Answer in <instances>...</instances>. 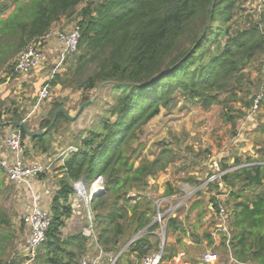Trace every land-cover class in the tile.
<instances>
[{
	"label": "trees",
	"instance_id": "1",
	"mask_svg": "<svg viewBox=\"0 0 264 264\" xmlns=\"http://www.w3.org/2000/svg\"><path fill=\"white\" fill-rule=\"evenodd\" d=\"M245 1L0 2V72L13 74L15 58L32 39L46 35L62 19L76 16L73 20H77L80 29L78 51L64 60L63 65L70 62L65 71L53 72L43 85L49 89L61 85L90 91L107 84L113 93V103L107 106L103 120L90 128L86 137L82 138L80 132L78 142L69 146L75 150L56 169L60 177L49 205L51 222L45 239L23 261L10 257L16 230L9 216L0 209V264H24L25 261L27 264H80L88 251L90 238L81 231L64 237L62 229L65 220L74 213L70 202L73 184L80 181L88 188L96 178L101 179L104 188V193L95 195L90 202L97 243L104 251L117 252L125 237L132 238L145 229L146 233L128 249L138 258L152 249L148 236L159 224L153 222L156 204L146 191L158 171H169L176 156L171 149L164 148L155 159L140 158L135 166L140 150L132 144L138 141L142 127L159 114L161 107L171 104L175 93L200 103L203 109L222 104L224 119L231 124L245 115L246 111L232 110L220 98L222 93L234 97L237 92H244L242 85L251 82L245 74L246 68L264 53V1L257 0L261 10L256 22L250 15L249 21L239 22L241 19L236 15L244 10ZM81 4L84 5L77 12ZM16 79L14 76L12 80ZM4 81L0 78V83ZM252 84L250 86H254ZM245 94H249V90ZM258 94L249 95L243 107L252 112ZM61 107L62 104H53L40 130L51 123L55 111ZM4 114L0 106V128L5 122L10 124L19 131L22 140L30 138L31 150L41 155L52 150L51 137L58 124L70 121L59 112L51 128L35 136L19 125L23 118L17 109L12 110L7 119L3 118ZM258 152V158H247L246 162L236 158L237 168L232 171H227L229 165L222 163V174L216 177L214 184H208L216 190L220 183L229 189L233 206L230 212L226 206L229 203L224 204L229 212L231 236L228 232V239L227 234L221 232L219 245L214 247L211 232H204L207 245L227 256L230 254L241 264H264V149L259 148ZM2 173L0 166V188ZM196 180L201 182L199 178ZM165 185V196L178 192L171 181ZM134 191L137 195L131 197ZM210 202L215 228L219 222L218 204L223 203L215 198ZM83 220L86 225V218ZM182 222L179 215L168 217L165 235L185 233ZM175 253L165 246L162 259L168 260Z\"/></svg>",
	"mask_w": 264,
	"mask_h": 264
},
{
	"label": "rangeland",
	"instance_id": "2",
	"mask_svg": "<svg viewBox=\"0 0 264 264\" xmlns=\"http://www.w3.org/2000/svg\"><path fill=\"white\" fill-rule=\"evenodd\" d=\"M83 5L77 7V12ZM243 8L244 10H240L236 15V18L241 19L239 22L245 19L249 21L250 18L253 22H256L261 10L258 1L247 0L244 2ZM74 17L76 16L62 19L54 24L50 32L69 30L72 25L76 24L77 20H73ZM47 40H51V38ZM44 44L45 48L48 49L46 45L49 43ZM50 44H52V41ZM49 51L51 52H46L47 60L43 68L37 73L32 72L27 76L15 72L7 75L4 72L0 73V78L5 79L4 82L9 79L7 83H0V85L2 84L0 93L8 91L5 93L8 95L0 97V106L6 112L3 118L7 119L11 111L17 109L23 118L20 123H23L30 133L42 130H40V124L50 116L54 103L62 104L63 107L61 108L74 116L81 103L92 100L91 104L86 106L75 120L62 121L58 124V128L52 133L51 137L52 150L47 154L41 155L31 150L30 138L23 140L27 146L26 156L29 159H45L43 157L45 155L46 158L54 160L51 169L47 173L41 174L35 183L36 188L44 192L41 204L48 210L50 202L58 189L57 180L60 177L56 170L60 164L58 157L60 158L62 154L67 152L71 144L78 142L80 132L82 138L86 137L88 130L103 120L102 116L105 115L107 106L113 103L111 86L107 84L100 85L90 91H82L74 86L63 88L61 85H57L48 89L49 96L46 99L40 100L38 92L42 84L50 79L53 72H63L70 64L67 61L63 65L64 60L59 44L51 47ZM245 74L254 86H250L251 82H249L242 85L241 90L244 92H237L234 97L223 93L220 96L221 100H224L226 104L228 103L227 105L231 106L232 110L246 111L245 115L240 119H236L234 123L231 124L225 121L223 115L225 110L222 104L203 109L200 103H194L184 98L181 93H175L171 104L161 107L159 114L142 127V132L138 134V141L132 144L133 148L138 146V151L140 150L139 158L134 161L135 166L139 164L140 158L155 159L164 148L171 149L176 156V160L172 164L170 163L172 166L168 172L164 173L162 170L156 173V177L159 173H164L166 177L162 181L160 180L159 183H150L152 186L148 187L146 194L153 201L154 197H159L160 199L156 201H161V196L164 197L167 181H171L176 187L178 192L175 195L165 197L166 199L162 200L163 207L160 212L163 213L169 206L177 205L175 213L181 217L182 224L187 228L191 226V231L200 236L191 254L193 257H187L189 262L193 260L194 255L197 257L205 250L202 241L207 244L208 240L205 238L204 232H210L214 227L216 220L214 221V212L210 208L212 206L211 198H215L223 205L228 202L229 205L226 206L230 212L232 210L233 201L229 200L230 190L226 189L221 183L217 190L212 185H208L209 183L214 184L216 177L222 174L221 164L226 163L230 167L227 171H232L237 168L235 165L236 158L241 162H246L247 158H258L260 156L258 149H264V53L258 61L253 62L246 68ZM14 76H16V80H12ZM246 90H249V94H245ZM251 94L260 96L259 105L253 112L243 107L244 100ZM84 98H87V100H84ZM233 114L236 115L237 113L234 112ZM114 119L115 117L111 121ZM2 126L0 134L14 129L10 124L6 125V122ZM5 175L4 173L1 175L3 185L0 188V209L9 216L11 226L16 230L14 248L10 257L23 261L27 256L24 247L28 238V229L23 224L22 217L27 208V200L23 193L17 187H14ZM196 178H199L201 182L198 183ZM159 188L164 192H159ZM45 190L49 191L47 196ZM74 194L84 200L83 196H79L76 191ZM136 195L137 192L135 191L130 194L131 197ZM84 205L82 203L76 213L65 220V226L62 229L64 237L80 231L83 232L85 225L83 220L85 218ZM225 205L224 207L227 209ZM88 208L91 209L90 205ZM156 215L157 212L153 221ZM161 224H163V229H160L159 226L158 235L155 231L150 234L155 235L159 244H161L164 237L162 231H164L165 222L163 221ZM226 226L228 228V222H226ZM231 229L230 226L228 229L230 236ZM172 234L177 233L171 232L168 236ZM129 238L127 236L122 240L120 249L131 239ZM214 249L218 251L219 256H222L220 250ZM105 252L106 263L109 264L112 261L115 264H125L124 259L129 260L128 264L133 262V264H140L141 261V258L131 254L129 249L121 254V258L119 256L116 260L117 252ZM6 259L7 257H3V260ZM26 262L28 263V261H25L24 264H27Z\"/></svg>",
	"mask_w": 264,
	"mask_h": 264
},
{
	"label": "built area",
	"instance_id": "3",
	"mask_svg": "<svg viewBox=\"0 0 264 264\" xmlns=\"http://www.w3.org/2000/svg\"><path fill=\"white\" fill-rule=\"evenodd\" d=\"M264 1V0H260ZM80 37V29L77 24L72 25L69 30H64L61 32H48L46 35L32 39L25 48L17 55L15 60L14 72L20 75H28L31 71L37 70L44 66L47 60L46 52L57 44H59L60 52L62 54L63 60L70 57L78 51ZM51 38V40H47ZM52 41V44L50 42ZM48 42L49 44H45ZM62 60V61H63ZM49 88L44 87L40 92V100H44L49 96ZM260 96H258L252 107V112L258 107ZM27 146L21 139V135L18 130L11 129L0 134V166L4 170L9 182H11L18 190H20L27 200V208L22 217V222L28 229V238L24 251L27 256L35 252L36 248L45 239V232L49 227L51 222V215L48 209H46L41 203L43 200L44 192L38 190L35 183L40 178L41 174L47 173L54 162L50 158H38L37 160H31L26 156ZM75 150V148L70 147L67 152L62 154L60 158L58 157L61 166L68 156V154ZM74 192L76 191L79 196H83L84 200L80 199L76 194H73V198L85 204V218L87 224L83 227V234L88 236L90 240L96 243L95 253L90 255L89 252L83 256L80 264H101L106 258V252L97 243L96 235L93 232V214L91 209L88 208L92 198L103 189L102 182L100 178H96L86 188L82 182L77 181L73 184ZM72 198V197H71ZM157 208V215L153 222L160 223V229H163V224L165 222L168 212L161 213L159 206L162 204L161 201H155ZM87 206V208H86ZM169 211V210H168ZM218 217L219 223L216 225L215 231L212 236L218 233H225L228 236V228L226 226L228 211L225 209L223 204H218ZM230 259L234 260L229 254ZM219 258L218 254L211 249L205 251L196 264H217ZM162 258L160 252L147 253L140 261V264H161ZM238 263V262H237ZM241 264V263H238ZM246 264V263H243Z\"/></svg>",
	"mask_w": 264,
	"mask_h": 264
},
{
	"label": "crops",
	"instance_id": "4",
	"mask_svg": "<svg viewBox=\"0 0 264 264\" xmlns=\"http://www.w3.org/2000/svg\"><path fill=\"white\" fill-rule=\"evenodd\" d=\"M43 68V66L41 67V68H39V69H37V70H33V71H31L30 73H32V72H35V73H37L40 69H42ZM1 73V72H0ZM29 73V74H30ZM25 76H27V75H25ZM7 81H9V79L7 80ZM7 81L6 82H4V83H7ZM2 85V84H1ZM0 85V86H1ZM43 85V84H42ZM44 88V85L43 86H41L40 88H39V92H38V94H39V99H40V92H41V90ZM2 90V87H0V91ZM3 92V91H2ZM0 93V97L2 98V97H5L6 95H8V94H5L6 92H8V91H4L3 93ZM7 132V131H6ZM43 156H45V155H43ZM166 177V175L164 174V173H159L158 175H157V177H156V179L155 180H150V183H159V181L161 180L162 181V179H164ZM162 186V185H161ZM159 192H161V193H163L164 191H162L160 188H159V190H158ZM47 192H48V194H49V191H47V190H45V195L47 196L48 194H47ZM163 196L164 197H162L161 196V199L162 200H164V199H166L165 197H170V196H165V194H163ZM171 196H173V195H171ZM155 199V201L156 200H158V199H160L159 197H154ZM71 202L73 203V207H74V213H76V211H77V209L78 208H80L81 207V204H82V202H79L78 200H76V199H74V198H71ZM163 207V204H161L160 206H159V208L161 209ZM177 208V205H172V206H169L168 208H167V210H165V212H168L167 214V216H166V219H165V224H166V221H167V218L168 217H170V216H172V217H175L176 216V209ZM211 209H212V206L210 207ZM169 210V211H168ZM219 223V222H218ZM218 223H217V226H218ZM191 225V224H190ZM183 226H184V224H183ZM191 226H189V228H187L186 226H184V230H185V233H183V234H172V235H170V236H168V237H166V235H165V232L164 231H162L163 232V234H164V237L162 238V240H161V244H159L158 242H157V238L155 237V235H149L148 236V239L150 240V242L152 243V249L148 252V253H154V252H162L161 253V258H162V254H163V250H164V248H165V246H169L171 249H172V251H174V252H176L175 253V255H173L170 259H168V260H163L162 259V263L161 264H196L197 263V261L199 260V258L201 257V255L205 252V251H207L208 249H211V250H213L214 252H216L217 254H218V258H219V260H218V262H217V264H238L237 263V261H235V259L234 260H231L230 259V256H227V255H225V254H223V253H221V255L222 256H219V253H218V251H216V249H214V247H216V246H218L219 245V242H220V233H218L216 236H215V238L213 237V240H214V247H209L207 244H206V242L205 241H202L203 242V246H204V248H205V250L203 251V252H201L199 255H197V257L194 255V258H193V260L191 261V262H189V261H187V257H193V255H191L192 254V252H193V249H194V247L196 246V242H198V239H199V235H197V234H194L192 231H191V228H190ZM215 228H212V230L210 231L211 233H213L215 230H214ZM157 230H158V228L156 229V231H155V233L157 234ZM146 233V230L144 229L143 231H141V233L139 234V236L138 237H140L141 235H143V234H145ZM199 234H201V233H199ZM158 235V234H157ZM178 235V236H177ZM212 235V234H211ZM137 237V238H138ZM136 238V239H137ZM132 239V238H131ZM130 239V240H131ZM135 239V240H136ZM181 240L180 242H178L177 240ZM129 240V241H130ZM129 241L127 242V243H125L123 246H122V248L121 249H119V251L116 253L117 255L115 256V260L122 254V253H124L125 251H128V246L132 243H129ZM95 246H96V243L95 242H93L92 240H89V242H88V244H87V248H88V251H90L89 252V254L90 255H93L94 253H95ZM131 254H135L134 252H131ZM132 256V255H131ZM106 260L107 259H104L103 261H102V263L101 264H109L108 262L106 263ZM114 260V261H115ZM124 262H125V264H128V262H129V260H126V259H124ZM134 263V262H133ZM132 263V264H133ZM110 264H115L113 261L112 262H110Z\"/></svg>",
	"mask_w": 264,
	"mask_h": 264
},
{
	"label": "water",
	"instance_id": "5",
	"mask_svg": "<svg viewBox=\"0 0 264 264\" xmlns=\"http://www.w3.org/2000/svg\"><path fill=\"white\" fill-rule=\"evenodd\" d=\"M92 100H88V101H85L83 103L80 104L79 108L77 109L76 113L74 116H71L64 108H59L58 110L55 111L54 113V116L51 120V123L44 129H42L41 131H38L36 133H30L26 128V132L29 134V135H35V136H38V135H41L43 133H45L47 130H49L51 128V126L54 124L56 118H57V115L59 114V112H62L69 120L73 121L75 120L80 114L81 112L84 110V108L86 106H88L89 104H91ZM7 124V123H6ZM19 125H23V123H19ZM104 193V188L101 189V191L99 193H97L96 195H100V194H103ZM141 232L137 233L130 241L129 243L133 242L140 234ZM162 252H160L161 254Z\"/></svg>",
	"mask_w": 264,
	"mask_h": 264
}]
</instances>
